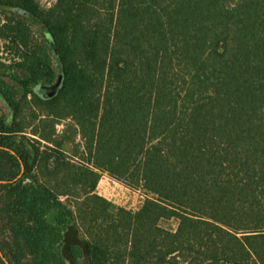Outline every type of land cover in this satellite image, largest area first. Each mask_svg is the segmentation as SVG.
I'll list each match as a JSON object with an SVG mask.
<instances>
[{
	"label": "trees",
	"instance_id": "1",
	"mask_svg": "<svg viewBox=\"0 0 264 264\" xmlns=\"http://www.w3.org/2000/svg\"><path fill=\"white\" fill-rule=\"evenodd\" d=\"M0 15L17 52L0 60V264H264V0ZM60 72L55 96L34 91ZM104 172L141 206L99 194ZM73 226L88 253L64 251Z\"/></svg>",
	"mask_w": 264,
	"mask_h": 264
},
{
	"label": "rangeland",
	"instance_id": "2",
	"mask_svg": "<svg viewBox=\"0 0 264 264\" xmlns=\"http://www.w3.org/2000/svg\"><path fill=\"white\" fill-rule=\"evenodd\" d=\"M54 1L55 0H42L43 4L46 6L51 5ZM3 22H4L3 17L0 15V60L5 61V60H10V58L16 57L17 52L14 48L12 49L10 47L9 42L3 37L5 36L4 30L1 29ZM63 79H64V74L60 72V76L56 84L48 86L40 83L34 87V91L44 98L53 97L59 92L63 83ZM0 113L1 115L11 114L10 107L6 104V102L1 97V95H0ZM61 128H63L62 124H61ZM97 190L99 194L108 198L109 200L114 202L117 206L125 207L128 209H136L140 207L141 204L143 203V200L146 198L145 193L144 191L141 190V188L130 187L123 181L110 175L108 172H104L102 174V178L99 182ZM168 225L171 227H175L176 221L172 220L169 222ZM73 228L76 229V234L79 235L77 228L75 226H73ZM79 236L81 237V235ZM67 242L68 241L66 239L63 245L64 248ZM81 263L86 264V261L81 260ZM69 264H71V262H69Z\"/></svg>",
	"mask_w": 264,
	"mask_h": 264
},
{
	"label": "water",
	"instance_id": "3",
	"mask_svg": "<svg viewBox=\"0 0 264 264\" xmlns=\"http://www.w3.org/2000/svg\"><path fill=\"white\" fill-rule=\"evenodd\" d=\"M67 239V244L64 248V251L65 252H69L70 251V245L71 244H78V245H81L85 252L88 253L90 248H89V244L83 240L82 237H80L78 234H76V229L75 228H72V231L69 233L68 237L66 238ZM86 264H87V261H86Z\"/></svg>",
	"mask_w": 264,
	"mask_h": 264
}]
</instances>
